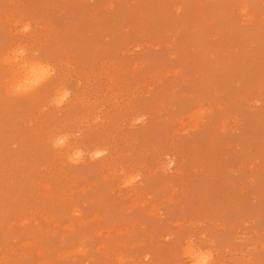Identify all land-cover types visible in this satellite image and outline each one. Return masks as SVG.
Instances as JSON below:
<instances>
[{"label":"rangeland","instance_id":"obj_1","mask_svg":"<svg viewBox=\"0 0 264 264\" xmlns=\"http://www.w3.org/2000/svg\"><path fill=\"white\" fill-rule=\"evenodd\" d=\"M4 17L0 50L70 80L44 136L0 102V262L264 264L260 0H0Z\"/></svg>","mask_w":264,"mask_h":264},{"label":"snow or ice","instance_id":"obj_2","mask_svg":"<svg viewBox=\"0 0 264 264\" xmlns=\"http://www.w3.org/2000/svg\"><path fill=\"white\" fill-rule=\"evenodd\" d=\"M260 2L264 4V0ZM0 22L5 25V36L9 34L11 26L16 23L10 17H4ZM12 52L15 53L14 56L5 57V53ZM69 80L70 73L61 60L53 64L47 59L33 58L24 49L17 48L15 45L6 46L0 50V102L5 105L13 102L19 103L26 108L29 116L42 113L45 119L38 123L34 121L33 130L37 136L47 135L50 128L56 127L57 117L63 110L57 106L60 105V101L54 100V93L60 86L68 87ZM13 84L16 85L14 90L10 87ZM76 96L79 97V93H76ZM72 103L74 108L81 107L79 99ZM189 116L199 117L200 113L198 110L192 111ZM58 132H66V130L61 126L56 133ZM185 244L187 248L184 255L188 257L189 250H196L197 240L189 235L185 238ZM30 246V243L22 244V247ZM77 251L73 249L67 255L73 256ZM24 264H30V262L25 261ZM189 264L193 262L189 261Z\"/></svg>","mask_w":264,"mask_h":264},{"label":"clouds","instance_id":"obj_3","mask_svg":"<svg viewBox=\"0 0 264 264\" xmlns=\"http://www.w3.org/2000/svg\"><path fill=\"white\" fill-rule=\"evenodd\" d=\"M14 55H15L14 52H12V53H5V57L14 56ZM10 87L14 90L16 88V85L13 84V85H10ZM69 95H70L69 92L64 91L63 94H62V98H67ZM57 106H59V104ZM199 113H200V116L203 115V112L202 111H200ZM66 139H67V137H64V138L59 139V140H55V139L54 140H51L50 141V147L52 149H54V150L60 149L61 147H64L65 146ZM77 155H78V153H77ZM68 162L69 163H74V160H73V158H72L71 155L68 157ZM134 179L135 180H138L139 179V176L132 177L131 179L126 178V179L122 180L120 186L122 188H128L133 183V180ZM78 251L85 252V251H87V249L81 248ZM204 260L207 262V264H211V261H212L211 253H207L205 255V257H204ZM0 264H3V262H0ZM117 264H129V262L126 261L123 257H119L117 259Z\"/></svg>","mask_w":264,"mask_h":264}]
</instances>
